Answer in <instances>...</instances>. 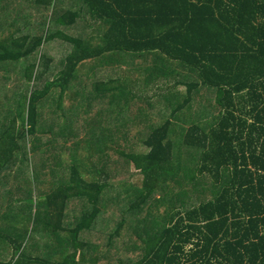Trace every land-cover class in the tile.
Returning <instances> with one entry per match:
<instances>
[{
	"label": "trees",
	"instance_id": "1",
	"mask_svg": "<svg viewBox=\"0 0 264 264\" xmlns=\"http://www.w3.org/2000/svg\"><path fill=\"white\" fill-rule=\"evenodd\" d=\"M80 1L85 18L74 10L55 16L60 26L70 27V35H63L69 48L62 59L53 48L60 31L44 32L36 43L26 38L0 41V73L13 76L20 69L21 75L20 93L8 95L0 89V219L21 222L25 213H11L1 200L22 196L29 208L37 204L34 230L42 220L77 239L92 225L96 230L103 224L109 228L99 206L117 203L122 216L109 232V242L113 245L116 237L126 242L123 252L119 247L118 254L106 251L117 264H264V0ZM84 19L92 25L87 28L95 27L89 40L74 36L76 20ZM113 53L153 62L144 68L131 65L134 72L142 70L150 77L134 95L149 105L164 103L166 110H158V120L145 126L142 141L133 137L135 127L127 126L129 114L120 108L114 144L107 143L109 138H90L107 131L95 127L87 129V138L72 144H57L60 139L54 137V143L47 144L50 155L43 169L29 172L32 153L47 146L41 140V122L52 115L65 116L68 110V119L76 122L84 107L88 114L92 99L87 105L78 91L72 92L71 108L66 107L65 92L72 86L88 91L94 82V91L117 88L124 93L119 99L132 104L131 80L99 79L77 86L83 62L102 61ZM176 86L185 88L182 99L171 93ZM205 90L213 97H201ZM156 95L162 100L153 101ZM71 131V138L77 139L78 129L71 126ZM140 144L143 152L132 149ZM113 149L119 159L106 173ZM65 167L68 172L60 173ZM115 173L122 186L111 198L107 188ZM139 173L144 176L142 185L133 182ZM174 179L177 193L167 185ZM182 179L189 184H182ZM182 185L202 194L209 191L213 197L197 204L199 194L187 200ZM156 194H161L159 199ZM76 198L87 200L80 212L71 206ZM155 202L169 211L153 212ZM66 218L70 225L64 223ZM86 246L81 243L77 262L96 264L100 258H87ZM26 259L20 255L16 263ZM74 261L69 255L59 264Z\"/></svg>",
	"mask_w": 264,
	"mask_h": 264
},
{
	"label": "crops",
	"instance_id": "2",
	"mask_svg": "<svg viewBox=\"0 0 264 264\" xmlns=\"http://www.w3.org/2000/svg\"><path fill=\"white\" fill-rule=\"evenodd\" d=\"M57 6L50 5L49 0H0V41L4 40L5 42L17 41L22 42L24 38L28 40L29 43H36L39 38H41L44 32H61L60 41L56 44L55 49L58 50L56 53L57 58L60 60L63 58V52L65 49L69 48V45L65 42H62L63 35H70V27L63 28L60 26L59 19H55V16L64 17L67 15L71 10L77 11L82 15L87 14L85 8L82 6L83 3L80 0H57ZM81 10V11H80ZM85 20V19H84ZM76 20L77 27L75 29L74 36L78 39L89 40V37L93 36L95 31L94 28H87V26H91V23H88L87 20ZM89 34V35H88ZM89 36V37H88ZM52 36L49 37V40L53 39ZM54 42V41H53ZM96 43V42H95ZM53 45V43L51 44ZM96 45V44H94ZM59 50H62L60 53ZM109 56L103 57L102 61H97L96 59H89L83 62L78 67V85H84L87 82H93L99 79H109V82H112L111 79L117 81L119 79L127 80V81H134L136 84L139 80L145 83L147 78H150L147 73L144 71L134 72L132 64H135V61L138 64L135 66L139 67L142 66L144 68L147 66H151L153 63L152 61L148 60L145 61L144 58H139L137 60L133 59L129 55H123L120 53H113L108 54ZM144 61H143V60ZM88 62V64L84 66V64ZM111 69V72L107 73V76L104 75L102 78L101 76L105 73L107 68ZM123 70L124 73H123ZM113 73L115 76H113ZM121 73L120 77L119 74ZM20 69L17 70L16 74L13 76H8V74L0 73V89H2V93L5 91L9 95L10 93L19 92L20 93ZM94 83V82H93ZM92 83V84H93ZM90 85L88 91H82V89L75 90L74 86L70 90L65 92V105L67 108H71L72 104V97H74L72 92H79V95H84L86 104L89 98L92 99V102L88 105L90 108L88 114H86V107L79 110V115L76 122H73L68 119V115H70V111H63L66 112L65 116L61 115H52L47 118V121L41 122L39 128L41 130V140H43L44 145L53 144V138L57 137L60 140L57 144H72L73 142L83 140L87 138L86 132L87 129L92 127L102 129L103 131L107 130L104 133H97L99 136H103L102 139H108L109 135H116L113 132L114 129L118 126V109H123L130 117L127 119L126 123H128V127H135V131H138L140 128V132L142 133V139L146 138L147 134L144 130L146 125H150L154 123L156 120L153 117L158 114V110L162 111L165 109V106L162 104L151 103V105H147L146 108H142L141 106H137L135 100V93H138L140 88L135 90L133 87L132 94L130 99H132V104L129 105L127 100H120L119 97L124 94L122 90L115 88L114 90H97L94 91L93 85ZM15 86V87H14ZM13 87V88H12ZM59 93V94H58ZM61 91H58L56 95H60ZM63 93V91H62ZM150 94V93H149ZM78 95V96H79ZM166 110V109H165ZM146 111V112H145ZM132 114L141 115L137 118V122L133 123L132 120H135V116L132 117ZM77 115V114H76ZM52 117H55L54 120ZM100 117V118H99ZM53 120V121H52ZM152 122V123H144ZM142 124H141V123ZM71 126L78 129V138H71ZM133 137H137L141 139L138 133L132 132ZM92 135H90V138ZM65 139H69L70 141H66ZM115 139H117L115 137ZM108 144H114L112 139L107 140ZM49 148L51 146H46V149L41 151H36L32 153L31 158L34 159V162L28 166L29 172L40 171L43 169L42 163L47 155H50ZM85 152V151H84ZM68 155V154H66ZM86 155H80V157H85ZM115 155H111L110 164L106 168V173L112 170L115 164H117V159L114 158ZM119 156V155H118ZM32 162V161H31ZM26 168V169H27ZM34 169V170H33ZM67 167L62 169L60 173L68 172ZM103 168L100 167V170ZM51 170V169H46ZM83 172H85L83 170ZM112 172V171H111ZM115 174H111L112 179L110 180V186L107 188V193L111 198L115 196L117 192L121 190L122 184L118 183V178H115ZM84 177L86 179L89 178L88 174L85 172ZM49 187L44 188L48 190ZM45 192V191H44ZM9 196V195H8ZM84 199V200H83ZM81 199H74L71 200V206L73 208H80L78 212L82 209V204L84 201L87 203L85 198ZM5 201V206H7L8 211L11 213H25L24 218H22L21 222L19 218H13L12 222H5L0 219V238L2 236V243L0 244V264H17V258L20 255L25 254L28 259H26L24 264H59L61 263L65 257L71 256L72 260H75L74 264H79L78 255H79V247L82 242H86V250L89 251V256L87 258H100L102 255H97L100 252V244L102 240H106L107 246L105 247L104 251L107 248H110L109 252L111 254H118V240L119 238L116 237L113 241V245L109 242L108 234L113 230L115 227V222L119 221L120 212L118 210V204H113L110 208H102L99 206L103 213V218L101 220L109 222V228H106V224H103L99 227L96 225H92L90 229L80 238L75 239L74 235H70L65 232H58V228L52 227L50 228L49 225L45 221H40L35 230L33 229V221L34 216L36 214L37 204L36 207L29 208L27 203H24V200L21 196L14 198L8 197V199L1 200ZM108 202V201H103ZM39 206V204H38ZM67 215L70 217L74 216V213L68 211ZM77 215V214H76ZM66 218L64 223L68 224L69 219ZM109 221H108V220ZM69 221V222H68ZM7 224H11L14 227H9ZM44 224V226H43ZM70 225V224H68ZM34 230V231H33ZM107 231V236L102 235L101 231ZM14 232V233H12ZM7 233H12L8 236L3 237V235ZM126 233V232H124ZM123 233V234H124ZM105 238V239H104ZM20 247H22L20 253L18 254ZM15 257V261L13 259ZM99 262V261H97ZM89 264H95L89 263ZM97 264V263H96ZM117 264V263H116Z\"/></svg>",
	"mask_w": 264,
	"mask_h": 264
},
{
	"label": "rangeland",
	"instance_id": "3",
	"mask_svg": "<svg viewBox=\"0 0 264 264\" xmlns=\"http://www.w3.org/2000/svg\"><path fill=\"white\" fill-rule=\"evenodd\" d=\"M87 16V14H84L83 15V18H85ZM88 64V62H86L85 64H84V66L83 67H85L86 65ZM135 64H138V62L137 61H135ZM124 71L125 70H123V73H124ZM108 72H111V69L109 68V66H108V68H107V70H105V73L101 76L102 78L104 77V75L105 76H107V73ZM112 73V72H111ZM120 75H121V73L119 74V77H120ZM113 76H115L114 75V73H113ZM171 83H173V80H172V82ZM142 84H144V82L143 81H141V80H139V82H137L136 84H134V88H135V90H137L138 88H142ZM140 86V87H139ZM15 87V86H14ZM13 88V87H12ZM205 91H207V90H205ZM181 92L182 93H184L185 92V88L184 87H181V86H176L173 90H171V93H173L175 96H178V97H180L181 98ZM141 94H143V93H141ZM210 94H212V92H210V91H207L206 93L204 92V93H201V97H204V96H209ZM210 96H212L213 97V94L212 95H210ZM182 99V98H181ZM158 101V100H162V96H157L156 95V97H155V99L153 100V101ZM135 102H136V104H137V106H141L142 108H146L147 109V105H148V103H149V101L148 102H146V101H141V100H139V99H137L136 98V100H135ZM176 102H181L180 100H179V98H178V100L176 101ZM153 103H155V102H153ZM163 103V102H162ZM155 104H157V103H155ZM159 104H161V103H159ZM162 105V104H161ZM163 105H164V103H163ZM160 106V105H159ZM166 107H167V105H166ZM194 108H196V106H194L193 107V109ZM170 111H171V109H170ZM169 110L167 111V114H169V112H170ZM146 112V111H145ZM189 115L190 116H193L194 117V111H190L189 112ZM141 116V115H140ZM129 117H130V115H129ZM135 118V120H132V122L133 123H135V122H137L136 120H137V118L136 117H134ZM138 118H139V115H138ZM156 121L158 120V118H156V117H153ZM144 123H152V122H146V121H143ZM130 128V127H129ZM136 130V129H135ZM133 131L134 133H138V134H141L140 135V137L142 136V133L140 132V128H138V131ZM180 131V130H179ZM108 137H109V139H112L114 142H115V135H107ZM92 138H94V139H96V140H99V141H101L102 140V138L103 137H101V136H99V135H97V134H92ZM122 139H118V140H116V141H118V142H120ZM139 140H143L142 139V137H141V139H139ZM133 148H135V151H137V152H139V153H141V152H143L144 151V148L142 147V144H140V145H138V146H134V147H132V149ZM130 151V150H129ZM84 154L86 155V151L84 152ZM110 155H115L114 156V158L115 159H117L119 156L118 155H120L119 153H117L114 149H113V152L110 154ZM127 168H129V167H127ZM135 171V166L133 165V166H131V172L130 173H133ZM196 172V171H195ZM192 175H195V174H193L192 173ZM127 177H129V174H127L126 175ZM143 179H144V176H143V174H137V176H135L134 177V179H133V182H135L137 185H142V183H143ZM180 178H177V180H179ZM183 180V179H182ZM188 181H190V180H188ZM187 180H183L182 181V184H185V183H187V184H189V182H188ZM179 182V181H178ZM168 186H169V188L172 190V192H178L180 189H179V187H178V183L176 182V180L174 179V180H170L169 182H168V184H167ZM181 190H183V191H186V192H188V194H189V196H188V198H187V200H193V198L195 197V199H196V193H198V191H196V190H194L192 187H190L189 185L187 186V185H182L181 186ZM199 195H198V198L196 199V203L197 204H199V202H200V200L202 201V200H205V201H210L211 199H212V197H213V195L208 191V192H206V193H201L200 191H199V193H198ZM160 195L161 194H156L155 195V199H159V197H160ZM21 198H23L22 196H21ZM5 199H8V196H5ZM24 203H28L26 200L24 201ZM153 212H157L159 215H164L166 212H168L169 210H167L166 209V207H161V206H159V204H158V202H155V203H153ZM156 214V213H155ZM121 216H122V213H120V216H118V218H121ZM105 239V238H104ZM126 242V240H124L123 238H119V240H118V247L119 248H121V251L123 252V246H124V243ZM137 243H138V245H141L142 244V242L140 241V240H137ZM97 246H100L101 248H100V252L99 253H97V255H102V256H100V260H99V262H97V264H116L117 263V260H116V258H115V256H113V258H114V261L112 260V257H108L107 256V253H106V251L108 252L109 250H110V248H107L106 249V251H104V249H105V247L107 246V244H106V240H102L101 242H100V244L99 245H97ZM130 250H132V248L130 249ZM128 256H130V257H133L134 255H135V253H132V254H130L129 252H128Z\"/></svg>",
	"mask_w": 264,
	"mask_h": 264
}]
</instances>
